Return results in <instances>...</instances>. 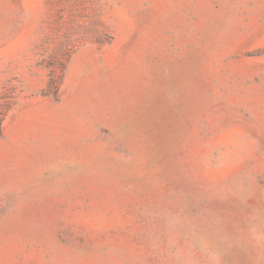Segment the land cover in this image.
Here are the masks:
<instances>
[{"label":"rangeland","instance_id":"1","mask_svg":"<svg viewBox=\"0 0 264 264\" xmlns=\"http://www.w3.org/2000/svg\"><path fill=\"white\" fill-rule=\"evenodd\" d=\"M0 264H264V0H0Z\"/></svg>","mask_w":264,"mask_h":264}]
</instances>
